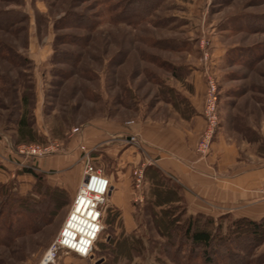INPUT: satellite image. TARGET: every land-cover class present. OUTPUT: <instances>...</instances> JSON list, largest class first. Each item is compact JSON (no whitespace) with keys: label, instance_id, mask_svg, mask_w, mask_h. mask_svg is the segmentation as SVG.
<instances>
[{"label":"rangeland","instance_id":"rangeland-1","mask_svg":"<svg viewBox=\"0 0 264 264\" xmlns=\"http://www.w3.org/2000/svg\"><path fill=\"white\" fill-rule=\"evenodd\" d=\"M117 1L127 0H110V4ZM153 2L146 20L133 26L127 22H111L98 0H0V10H12L24 16L14 26L12 34L0 30V41L6 43L9 50L0 52V183L12 186L19 197L40 200L42 195L34 191V178L20 172L24 167L30 166L42 173L36 166L39 161L70 157L72 152L67 150L66 144L75 134L73 128L128 118L174 121L178 116L167 100L186 98V91L192 90L193 71L205 69L216 81L219 126L224 119H229L227 109L230 107L260 108L252 97L257 96V87L264 90V60L255 70L248 71L243 65H235L233 59L246 61L251 56L242 54V50L252 46L258 48L257 53L264 52V0ZM69 13L96 18L100 13L103 20L91 32L57 31L58 21ZM70 36L75 39L86 36L85 46L60 44L73 41ZM220 45L223 47L220 50H224L223 59L220 64H214L215 50ZM57 51H66L65 58L76 59V62L61 64L63 54ZM198 59L202 65H198ZM230 73L239 76L230 78ZM242 87L245 98L235 99ZM24 95L25 104L21 101ZM122 101L132 104V108L122 106ZM176 108L184 112L182 104ZM23 110L27 111L37 137L30 144L46 146L49 138L60 146V154L42 159L16 157L15 147L27 144L15 145L16 122ZM97 153L95 166L105 175L113 174L115 180L118 179L113 161L101 156L100 148ZM80 158L81 155L77 163L68 168L54 169L52 172L57 175L46 177L43 173L42 183L63 190L68 203L38 233L16 239L10 248L0 246V264H39L67 217L82 177ZM129 178L134 227L124 232L118 223L113 228L108 226L106 219L110 213L104 211V228L91 254L81 258L57 249L52 264H103L106 252H98V243H105L112 236L119 238L121 231L125 237L133 236L140 243V254L131 264H172L158 253L159 243L163 241L157 233L158 223L143 211L144 201L134 203L132 171ZM147 188L143 189L144 200ZM109 205L107 198L105 210ZM176 207L175 215L182 225L184 206L177 204ZM214 220L215 224L209 227L211 233L216 230V224H220L218 234H225L233 218L226 215ZM250 259V264H264V243L255 248ZM117 264H125V260Z\"/></svg>","mask_w":264,"mask_h":264},{"label":"crops","instance_id":"crops-1","mask_svg":"<svg viewBox=\"0 0 264 264\" xmlns=\"http://www.w3.org/2000/svg\"><path fill=\"white\" fill-rule=\"evenodd\" d=\"M220 48L222 45L215 50L214 64L222 62L224 50ZM197 63L202 65L200 59ZM205 72L193 71L190 78L192 90L186 91V98L191 115L183 117L174 109L178 116L174 121L128 118L83 125L81 132L72 135L66 144L72 152L70 157H49L39 161L37 168L47 177L55 174L54 169L75 165L81 155L79 145L91 150L94 159L100 148V155L113 161L118 175L115 180L113 174H107L112 185L108 201L120 212L124 232L135 225L129 175L141 166L159 169L180 187L188 215L214 219L228 215L254 221L264 218V108H228L229 119L219 126L209 154L199 158L195 149L204 127ZM130 136L137 139L138 145L128 142ZM146 186L144 179L143 189ZM132 192L134 195L133 188Z\"/></svg>","mask_w":264,"mask_h":264},{"label":"trees","instance_id":"trees-1","mask_svg":"<svg viewBox=\"0 0 264 264\" xmlns=\"http://www.w3.org/2000/svg\"><path fill=\"white\" fill-rule=\"evenodd\" d=\"M151 3H154L153 0H127L123 3L117 1L111 5L110 0H98V5H103L106 11L104 14L111 22H127L133 26L146 20L145 16ZM23 17L21 13L12 10H0V30L12 34L15 32L14 26ZM101 20H103V15L100 13L97 18L96 16L89 17L78 13H69L58 21L55 29L57 31L79 29L91 32L100 25ZM70 38L74 37L70 36ZM86 38V36L74 38L73 41L61 42L60 44L85 46ZM163 42L167 44V41ZM1 50L6 53L9 52L6 43L3 41H0V52ZM257 50L256 46L242 50V54L248 53L251 57L247 58L246 61L245 59L243 61L233 59L236 60L233 63L243 65L248 71L255 70L256 66L264 60V52L257 53ZM57 52L63 54L62 59H60L61 64L73 65L76 62V59L65 58L66 51ZM172 73L175 74L174 71ZM232 76L239 75L237 73L228 75L230 78ZM241 89L240 92H237V98L245 95L244 88ZM255 91L257 96L252 97L254 103L260 108H264V90L257 87ZM179 100L173 101L171 98L167 102L175 110H177V105L182 104L183 117L191 115L192 109L187 98H180ZM21 101L24 104L27 103L25 95ZM121 104L122 106L124 104L125 108L128 109L133 106L123 101ZM16 134L15 145L30 144L36 141L37 137L31 127L26 110L22 111L16 122ZM20 172L34 178L36 181L34 191L41 194L42 197L38 201L32 198L19 197L14 193L12 186L0 183V234H3L0 236V246L5 248H10L16 239L41 231L50 224L60 208L68 203L66 193L63 190L51 188L42 183V178L45 176L43 173L35 172V169L30 166L24 167ZM144 179L148 188L143 211L151 215L154 221L158 223L157 233L163 238L162 243H159L158 253L170 260L172 264H195V260L199 261L197 264H250V258L255 248L264 243V218L258 221L247 218L233 219L225 234H218L221 228L220 224H216V230L213 229V232L217 233L214 234L209 229L215 224L214 218L202 214L188 215L184 208L183 217L184 215L185 217L181 225L177 215H175L177 204L183 205L180 187L159 169L151 166L144 168ZM107 212L110 215L106 219V224L112 228L118 224L122 227L120 212L111 205L107 206L105 214ZM225 216H219L217 220ZM137 241L133 236L125 237L124 232L121 231L119 238L112 236L105 243H98V252H106L104 258L106 264H117L121 259L125 260V264H131L133 258L140 254V243ZM158 262L161 261L158 260Z\"/></svg>","mask_w":264,"mask_h":264},{"label":"built area","instance_id":"built-area-1","mask_svg":"<svg viewBox=\"0 0 264 264\" xmlns=\"http://www.w3.org/2000/svg\"><path fill=\"white\" fill-rule=\"evenodd\" d=\"M205 94L203 97L202 117L204 127L199 135L195 152L199 158H205L210 152L213 139L219 126L218 93L216 81L205 72ZM72 132L79 134L80 128ZM47 145L26 144L14 149L16 157L23 159H42L61 153L60 146L47 138ZM128 142L138 145L135 137L130 136ZM83 165L82 177L78 183L75 195L67 217L50 248L44 253L39 264H52L57 249L73 253L78 257H88L103 230V215L106 200L112 190L109 178L101 168L94 164L92 151L83 145L78 146ZM134 202L143 203L144 167L132 170Z\"/></svg>","mask_w":264,"mask_h":264}]
</instances>
